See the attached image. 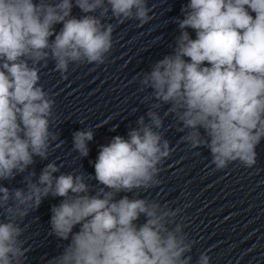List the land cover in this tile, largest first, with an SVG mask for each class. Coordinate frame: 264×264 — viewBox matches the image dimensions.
<instances>
[{
	"label": "clouds",
	"instance_id": "1",
	"mask_svg": "<svg viewBox=\"0 0 264 264\" xmlns=\"http://www.w3.org/2000/svg\"><path fill=\"white\" fill-rule=\"evenodd\" d=\"M152 12L148 0H0V264H26L23 222L49 196L62 198L51 208L49 234L68 243L47 264H192L195 241L177 219L181 209L140 195L161 184L174 151L165 138L169 116L181 143L206 148L215 171L256 165L264 141V0L182 6L172 52L134 77L149 90L150 107L127 137L100 146L95 186L93 177L63 173L49 160L53 143L64 142L53 131L55 99L41 69L52 61L67 79L70 65H103L116 27L105 18L142 27ZM93 139L92 128L73 133L80 158ZM36 158L49 161L38 177L30 170ZM17 175L24 187L4 186ZM210 261L206 250L196 264Z\"/></svg>",
	"mask_w": 264,
	"mask_h": 264
},
{
	"label": "water",
	"instance_id": "2",
	"mask_svg": "<svg viewBox=\"0 0 264 264\" xmlns=\"http://www.w3.org/2000/svg\"><path fill=\"white\" fill-rule=\"evenodd\" d=\"M187 2L148 0L154 19L142 27L135 20L119 24L109 15L105 23L116 27L113 48L103 65H70L67 79L54 71L52 61L41 69L40 82L55 99L53 131L64 142L59 147H56L59 141L53 143L49 160L62 165L61 172H83L93 177L88 183L96 185L94 162L100 146L116 135L127 137L130 127L150 107L145 102L149 90L141 91L134 77L172 52L179 35L174 21L182 18L181 8ZM73 15L79 17L80 10L74 7ZM56 27L59 30L61 25ZM189 32L195 38V33L190 29ZM164 123L165 138L174 151L162 166L161 184L140 195L181 209L177 219L195 241L190 253L192 264L206 250L210 264H264V141L256 149L257 163L253 168L234 162L215 171L206 148L191 150L181 143L183 134L177 131L171 116ZM87 128L93 129L94 139L88 143L89 155L80 158L73 150V133ZM48 162L36 158L30 170H35L38 177ZM3 184L10 188L25 186L22 175ZM61 199L45 198L23 222L27 229L22 238L30 249L26 264H47L68 243L49 234L51 208Z\"/></svg>",
	"mask_w": 264,
	"mask_h": 264
}]
</instances>
